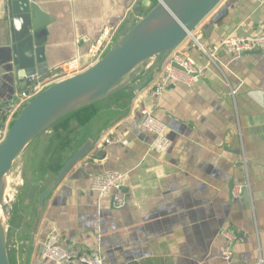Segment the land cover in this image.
I'll return each instance as SVG.
<instances>
[{
    "label": "crops",
    "instance_id": "1",
    "mask_svg": "<svg viewBox=\"0 0 264 264\" xmlns=\"http://www.w3.org/2000/svg\"><path fill=\"white\" fill-rule=\"evenodd\" d=\"M36 3L50 19L45 57L53 74L73 58L85 65L90 43L103 28L123 27L137 0ZM155 4L144 0L140 15ZM9 28L7 0H0V109L21 93L3 63ZM261 34L264 3L222 0L176 50L201 70L194 86L171 85L153 98V80L138 94L89 107L35 140L17 165L27 186H40L39 194L81 145L101 137L57 185L40 217L36 200L26 205L22 195L8 233L10 264H51L43 255L50 234L62 249L101 253L106 264H264V55L219 53L210 61L196 47ZM143 110L166 125L167 152L148 153L153 137L141 126ZM1 119L0 113V125ZM98 149L100 159L92 157ZM106 172L125 175L121 209L110 195L89 190ZM224 230L236 237L229 262L220 257Z\"/></svg>",
    "mask_w": 264,
    "mask_h": 264
},
{
    "label": "water",
    "instance_id": "2",
    "mask_svg": "<svg viewBox=\"0 0 264 264\" xmlns=\"http://www.w3.org/2000/svg\"><path fill=\"white\" fill-rule=\"evenodd\" d=\"M143 1L137 0L124 26L119 27L113 43L96 64L78 75L49 85L34 98L27 101L12 121L4 140L0 143V264H10L8 233L13 210L19 204L22 195L26 193V205H30L36 200L40 214L38 217H40L45 202L57 185L89 153L101 137L97 136L81 145L63 164L53 183L39 194L40 186L36 183H30L27 186L23 180L20 166L17 165L27 149L44 133L89 107L110 105L117 95L138 94L141 89L156 78L165 61L186 39L191 37L192 33L222 0H155L156 4L141 16ZM257 3L262 4L264 2ZM7 13L10 27L9 42L3 46L6 53L3 63L10 64L14 82L18 85L16 90L20 93L23 90L19 85H30L32 78L45 77L50 74L45 57L47 26L50 19L36 3V0H7ZM134 14L137 15L135 18H133ZM212 28L213 26L206 32L207 38L210 37ZM257 36H264V34L255 36L230 35L227 37L254 38ZM226 38L219 44L210 47H219ZM201 43L204 44L201 41L197 42L199 46H203ZM196 47L198 49L197 45ZM219 53L232 59H238L264 55V49L243 50L235 54L219 51L214 55L213 60L217 61ZM187 57L195 64L190 56ZM172 66L176 70L183 71L175 64ZM200 73L201 70L197 69V73L191 74L194 79L193 85L187 86L182 83L169 82L161 94L153 98L160 97L164 90L171 85H183L188 88L194 86ZM152 115L154 116V114ZM76 124V122H71L70 128ZM103 155L104 153L98 149L92 154V157L100 159ZM14 177L17 178L19 184L14 183ZM244 190L245 187H240V194ZM122 191L124 193L123 188ZM106 195L112 197L113 205V195ZM124 196L125 202L121 208L126 204L125 193ZM227 231L231 232L224 230L221 233L224 240L222 247L227 244L223 237V233ZM235 242L236 237L230 247L232 255ZM221 249L220 257L225 262H229L232 256L229 260L223 259ZM91 254L103 256L101 253ZM72 261L82 264L77 260ZM51 264L53 263L51 262Z\"/></svg>",
    "mask_w": 264,
    "mask_h": 264
},
{
    "label": "built area",
    "instance_id": "3",
    "mask_svg": "<svg viewBox=\"0 0 264 264\" xmlns=\"http://www.w3.org/2000/svg\"><path fill=\"white\" fill-rule=\"evenodd\" d=\"M255 1L264 2V0ZM118 30L119 26L102 29L100 34L87 47L86 56L88 62L85 65H81L77 58L70 59L60 66L53 74L50 73L45 77L32 78V83L26 85L15 100L1 106L0 143L4 140L12 121L16 118L27 101L34 98L49 85L78 75L96 64L113 43ZM197 46L201 53L208 57L210 61H213L214 55L219 51H223L227 54H235L243 50L264 49V36H257L254 38L227 37L217 48L210 46L206 48L198 44ZM173 64L182 68L183 71L174 69L172 66ZM195 72L197 73V68L190 58L180 52H173L163 64L161 72L154 79L150 88V95L152 97L159 96L165 85L169 82L182 83L187 86L193 85L194 79L191 74ZM140 116L142 117V128L153 137L148 147V152L152 154L166 152L170 147L166 126L148 111H141ZM110 143L111 141L109 139L104 141L105 145H109ZM124 180L125 175L122 173L107 172L91 180L90 190L100 195L112 194L114 207L121 208L125 202V196L122 191ZM223 237L226 239L227 244L222 247L221 255L223 259L229 260L232 256L230 247L234 243L235 237L228 231L223 233ZM43 254L53 264H67L72 260H77L82 264H105V259L100 254H91L78 249H62L59 237L55 234H51L47 237L44 242Z\"/></svg>",
    "mask_w": 264,
    "mask_h": 264
},
{
    "label": "rangeland",
    "instance_id": "4",
    "mask_svg": "<svg viewBox=\"0 0 264 264\" xmlns=\"http://www.w3.org/2000/svg\"><path fill=\"white\" fill-rule=\"evenodd\" d=\"M52 129H53V128H52ZM54 129H55V128H54ZM54 129H53V131H54ZM22 177H23V176H22ZM14 178H15V179H14V180H15L14 183H15V184H19V181H17V178H16V177H14ZM23 196H24V195H23Z\"/></svg>",
    "mask_w": 264,
    "mask_h": 264
}]
</instances>
